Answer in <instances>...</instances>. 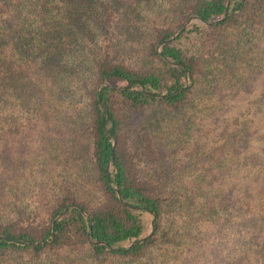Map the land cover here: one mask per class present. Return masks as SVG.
I'll list each match as a JSON object with an SVG mask.
<instances>
[{
  "label": "trees",
  "instance_id": "obj_1",
  "mask_svg": "<svg viewBox=\"0 0 264 264\" xmlns=\"http://www.w3.org/2000/svg\"><path fill=\"white\" fill-rule=\"evenodd\" d=\"M261 39L264 0H0V264H174L198 232L264 264V98L197 173L170 151Z\"/></svg>",
  "mask_w": 264,
  "mask_h": 264
},
{
  "label": "rangeland",
  "instance_id": "obj_2",
  "mask_svg": "<svg viewBox=\"0 0 264 264\" xmlns=\"http://www.w3.org/2000/svg\"><path fill=\"white\" fill-rule=\"evenodd\" d=\"M253 57V67H248L246 69L243 79H241L237 84L223 83L213 89L212 96L214 100L212 103H208L209 107L205 108L203 113L200 114L199 119H197V126H194V128H192L188 133L192 134L191 138H189L186 143L178 146V148L172 147L170 149V151L176 150V155L173 158L177 160V162L188 161L192 165L191 169H187L185 171L182 170V172L186 175H192L194 172L197 173L198 170L195 169L197 166L199 167V162L205 160L207 157L211 159L213 156L210 155H214L218 158L219 153H221V155L225 157L227 154L221 152L224 150L225 144L228 150H230L232 148L236 149L242 143L239 141L240 139L234 137L238 133V130L235 128L234 118L240 113L246 112L254 101L264 98V39L256 41ZM67 131L68 129L65 128L56 130L51 129L50 134L56 137L57 135H60V132L67 133ZM35 134L39 135L43 134V132L42 130H39ZM51 146L59 147L58 151L61 152H63V150H68L67 145L61 143L60 139L52 140L46 148H51ZM17 147L20 152L26 150L27 148H36L37 150H40V147H38L37 144L23 146L22 143ZM15 162L18 163V161L14 159V163ZM48 162L50 167L51 161ZM62 162H60V164H62ZM31 163L32 162L28 163V165H32ZM55 164V162L52 163L50 169L47 170L48 172L46 171L42 173L40 169L37 171V177L40 181H43V178L48 176L50 171H55L53 170ZM32 166L33 169L39 167L35 164ZM63 168L64 167L57 168L58 171H62L57 175H60L61 177L66 175L65 171H69L68 166L67 169ZM215 172L216 171H214V173ZM240 172L241 171L239 170H231L226 173L228 175L229 184L236 183L231 180L229 176H232V178L242 176ZM22 175L23 173H21L20 176ZM223 183H225V180L221 178V181L217 184ZM40 184L41 183H39V185ZM39 185L35 182L34 185L29 189H26L28 191L25 190L23 194L28 197L29 201L45 203L49 196H43L40 194ZM52 186H55V182H48V190L45 188L46 192L51 193ZM209 229L210 231L212 230V228ZM199 233L201 232H198L195 240L189 244L191 249L184 250V252L180 255V258L174 264H220L222 262V259L220 258L223 250L222 247L218 249L222 238L217 241L218 237L215 232L212 234L207 233L205 238L200 236Z\"/></svg>",
  "mask_w": 264,
  "mask_h": 264
},
{
  "label": "water",
  "instance_id": "obj_3",
  "mask_svg": "<svg viewBox=\"0 0 264 264\" xmlns=\"http://www.w3.org/2000/svg\"><path fill=\"white\" fill-rule=\"evenodd\" d=\"M226 11L227 9L224 10V13H223V17L222 19L225 17V14H226ZM221 20V19H220ZM219 20L215 21V22H218ZM192 22H198V23H204L201 19H199L198 17H191V19L188 21V24L189 23H192ZM104 84H107L106 82H103ZM106 115H107V112H106ZM106 129V128H105ZM113 156L111 157V160H112ZM109 166H110V163L107 167V169H109ZM120 197V196H119ZM151 229L153 230L154 229V219H152L151 221ZM89 236H90V233H89ZM93 243H98L97 241H92Z\"/></svg>",
  "mask_w": 264,
  "mask_h": 264
}]
</instances>
